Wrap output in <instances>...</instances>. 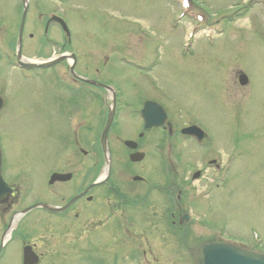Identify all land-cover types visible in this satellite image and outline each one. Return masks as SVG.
Instances as JSON below:
<instances>
[{
    "label": "rangeland",
    "instance_id": "rangeland-1",
    "mask_svg": "<svg viewBox=\"0 0 264 264\" xmlns=\"http://www.w3.org/2000/svg\"><path fill=\"white\" fill-rule=\"evenodd\" d=\"M181 2L29 0L26 59L44 62L74 53L80 70L92 76L99 69L125 105L158 99L178 123L192 122L205 132L206 143L192 145L194 155L205 154L220 166L213 179L196 183L193 202L186 203L193 216L183 228V249L171 234L161 252L155 233L137 236L123 228L120 264L150 262L152 245L161 263L149 264H193V250L219 239L264 253V0ZM56 14L66 19L70 48H62L67 40L57 24L46 30ZM21 16V0H0V94L7 93L11 119L4 129L10 128L4 131L6 179L32 201L46 171L37 164L34 140L37 108L48 106L49 87L40 85L35 72L16 67ZM240 72L249 80L246 87L238 83ZM94 241L101 244L107 235Z\"/></svg>",
    "mask_w": 264,
    "mask_h": 264
},
{
    "label": "flooded vegetation",
    "instance_id": "flooded-vegetation-1",
    "mask_svg": "<svg viewBox=\"0 0 264 264\" xmlns=\"http://www.w3.org/2000/svg\"><path fill=\"white\" fill-rule=\"evenodd\" d=\"M42 71L35 77L49 87L44 96L48 106L37 108L34 143L37 164L46 171L36 200L26 201L6 179L10 163L4 134L10 128L4 129L11 119L7 93H1L0 174L12 194L0 198V264H120L117 242L123 228L137 236L155 233L161 252L169 242L165 235L171 234L183 249L186 202L192 200L196 183L216 176L219 168L205 154L194 155L201 142L185 131L194 124L178 123L158 99L125 105L119 95L113 98L99 69L86 74L77 55ZM147 105L149 126L143 116ZM54 174L70 178L51 182ZM112 223L118 226L112 229ZM102 232L107 241L95 243ZM152 250L153 245L146 262L161 263Z\"/></svg>",
    "mask_w": 264,
    "mask_h": 264
},
{
    "label": "water",
    "instance_id": "water-1",
    "mask_svg": "<svg viewBox=\"0 0 264 264\" xmlns=\"http://www.w3.org/2000/svg\"><path fill=\"white\" fill-rule=\"evenodd\" d=\"M24 12L18 37V59L19 64L23 68H47L51 67L61 59L49 63H29L24 62L21 55L22 35L25 24V19L28 11L27 0H24ZM64 25V24H63ZM65 27V25H64ZM248 79L245 75L240 77V84L247 85ZM68 176L54 175L52 180H66ZM1 179V178H0ZM6 187V186H5ZM10 192V190H9ZM6 194H9L6 192ZM4 195V194H2ZM0 195V196H2ZM194 264H264V254H258L237 246L224 243H209L200 245L194 252Z\"/></svg>",
    "mask_w": 264,
    "mask_h": 264
}]
</instances>
